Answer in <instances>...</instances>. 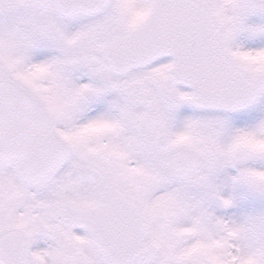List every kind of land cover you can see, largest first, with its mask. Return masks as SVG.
<instances>
[{
  "label": "snow or ice",
  "instance_id": "1",
  "mask_svg": "<svg viewBox=\"0 0 264 264\" xmlns=\"http://www.w3.org/2000/svg\"><path fill=\"white\" fill-rule=\"evenodd\" d=\"M0 264H264V0H0Z\"/></svg>",
  "mask_w": 264,
  "mask_h": 264
}]
</instances>
